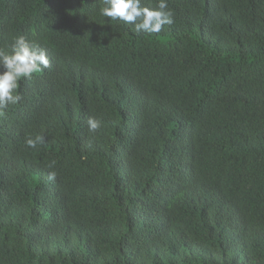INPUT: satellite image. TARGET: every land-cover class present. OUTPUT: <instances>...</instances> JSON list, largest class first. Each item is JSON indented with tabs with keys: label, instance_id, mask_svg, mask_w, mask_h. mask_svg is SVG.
<instances>
[{
	"label": "trees",
	"instance_id": "1",
	"mask_svg": "<svg viewBox=\"0 0 264 264\" xmlns=\"http://www.w3.org/2000/svg\"><path fill=\"white\" fill-rule=\"evenodd\" d=\"M167 2L0 0L50 61L0 117V264H264V0Z\"/></svg>",
	"mask_w": 264,
	"mask_h": 264
},
{
	"label": "clouds",
	"instance_id": "2",
	"mask_svg": "<svg viewBox=\"0 0 264 264\" xmlns=\"http://www.w3.org/2000/svg\"><path fill=\"white\" fill-rule=\"evenodd\" d=\"M98 13L101 17L132 25L136 33H159L164 26L174 23V14L167 0H158L155 8L144 6L142 0H102ZM49 65L46 50L24 35L12 38L10 51L0 48V117L6 115L8 106H16L21 101L20 82L32 80ZM86 124L88 131L95 133L102 121L89 117ZM42 142L43 137L36 136L26 138L24 143L27 148L34 149ZM54 177L55 173H50L49 179Z\"/></svg>",
	"mask_w": 264,
	"mask_h": 264
}]
</instances>
